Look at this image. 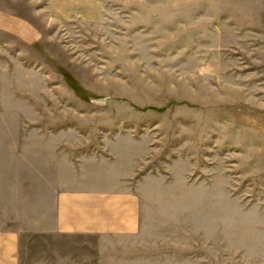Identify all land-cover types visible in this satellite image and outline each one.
<instances>
[{
    "label": "rangeland",
    "instance_id": "obj_1",
    "mask_svg": "<svg viewBox=\"0 0 264 264\" xmlns=\"http://www.w3.org/2000/svg\"><path fill=\"white\" fill-rule=\"evenodd\" d=\"M33 3L0 0L44 29ZM102 4L0 31V264H264V0ZM132 135L139 231L58 232L71 167Z\"/></svg>",
    "mask_w": 264,
    "mask_h": 264
},
{
    "label": "crops",
    "instance_id": "obj_2",
    "mask_svg": "<svg viewBox=\"0 0 264 264\" xmlns=\"http://www.w3.org/2000/svg\"><path fill=\"white\" fill-rule=\"evenodd\" d=\"M33 2L32 16L39 18L43 14V28L46 30L56 24L98 25L104 15L102 0ZM44 29L33 17L0 5V31L24 43H34L44 37ZM138 150L139 141L132 135L112 154L115 159L107 156L94 158L84 163L79 172L71 167L67 179L70 184L60 186L55 193L54 228L68 234L131 235L139 231V183L133 178L140 159ZM70 166L74 165L70 163ZM9 255L11 257V251Z\"/></svg>",
    "mask_w": 264,
    "mask_h": 264
}]
</instances>
